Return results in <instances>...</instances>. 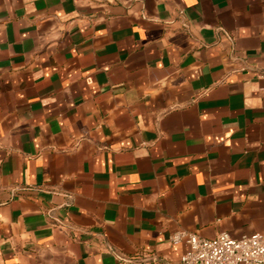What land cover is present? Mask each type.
Masks as SVG:
<instances>
[{"label": "crops", "instance_id": "obj_1", "mask_svg": "<svg viewBox=\"0 0 264 264\" xmlns=\"http://www.w3.org/2000/svg\"><path fill=\"white\" fill-rule=\"evenodd\" d=\"M264 234V0H0V264H179Z\"/></svg>", "mask_w": 264, "mask_h": 264}, {"label": "built area", "instance_id": "obj_2", "mask_svg": "<svg viewBox=\"0 0 264 264\" xmlns=\"http://www.w3.org/2000/svg\"><path fill=\"white\" fill-rule=\"evenodd\" d=\"M173 244H185L179 264H264V234L254 232L237 238L219 232L206 238L187 230L169 234Z\"/></svg>", "mask_w": 264, "mask_h": 264}]
</instances>
